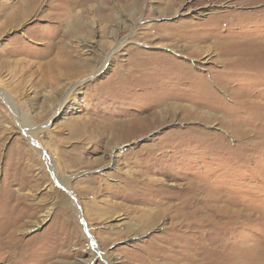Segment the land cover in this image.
<instances>
[{"label": "rangeland", "instance_id": "obj_1", "mask_svg": "<svg viewBox=\"0 0 264 264\" xmlns=\"http://www.w3.org/2000/svg\"><path fill=\"white\" fill-rule=\"evenodd\" d=\"M0 91V264H264V0H0Z\"/></svg>", "mask_w": 264, "mask_h": 264}, {"label": "bare ground", "instance_id": "obj_2", "mask_svg": "<svg viewBox=\"0 0 264 264\" xmlns=\"http://www.w3.org/2000/svg\"><path fill=\"white\" fill-rule=\"evenodd\" d=\"M122 42H124V41H120V43H122ZM122 46V44L120 45H117V47H116V49H118V48H120ZM0 94H3V96H5L6 97V99L8 100V102H9V104H10V106L13 108L14 106L12 105V103H11V100H10V98H8L7 97V95L4 93V92H2V91H0ZM17 108H15V111H17L16 110ZM146 128H147V126H146ZM141 130V129H140ZM139 130H137V132H138ZM144 131V130H143ZM142 131V132H143ZM136 135V131H125V132H123V134L121 133L120 135H119V137H122V138H124V139H130L132 136H135ZM138 135V134H137ZM137 137V136H136ZM35 145H36V141H34V139H32V137L31 138H29ZM119 139V138H118ZM127 139V140H128ZM38 144V143H37ZM40 148V147H39ZM41 149V148H40Z\"/></svg>", "mask_w": 264, "mask_h": 264}]
</instances>
